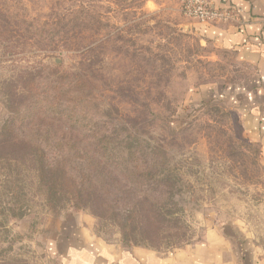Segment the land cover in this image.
I'll use <instances>...</instances> for the list:
<instances>
[{
  "label": "rangeland",
  "instance_id": "374dc122",
  "mask_svg": "<svg viewBox=\"0 0 264 264\" xmlns=\"http://www.w3.org/2000/svg\"><path fill=\"white\" fill-rule=\"evenodd\" d=\"M56 68L91 81L101 115L144 137L159 157L169 192L156 195L169 213L137 226L127 242L115 218L66 196L53 208L28 184L21 200L30 209L0 226V264H64L84 232L163 254L218 229L264 255L261 146L237 104L250 70L187 26L179 0H0V128L5 92L30 72L55 79Z\"/></svg>",
  "mask_w": 264,
  "mask_h": 264
},
{
  "label": "trees",
  "instance_id": "16d2710c",
  "mask_svg": "<svg viewBox=\"0 0 264 264\" xmlns=\"http://www.w3.org/2000/svg\"><path fill=\"white\" fill-rule=\"evenodd\" d=\"M53 72L52 80L30 72L20 89L5 92L9 114L0 128V226L12 212L30 209L28 199L21 198L27 197L25 185L35 184L53 208L66 196L76 208L115 218L130 242L137 226L168 216L156 195L166 190L159 157L150 155L144 137L128 125L119 128L101 115L91 81L81 74L71 80L73 72L61 68Z\"/></svg>",
  "mask_w": 264,
  "mask_h": 264
},
{
  "label": "crops",
  "instance_id": "0c3cea01",
  "mask_svg": "<svg viewBox=\"0 0 264 264\" xmlns=\"http://www.w3.org/2000/svg\"><path fill=\"white\" fill-rule=\"evenodd\" d=\"M211 1L218 8L235 9L236 18L211 25L184 16L186 25L204 41L233 52L249 68L247 81L239 85L243 94L237 104L248 135L261 146L264 164V0ZM79 237L83 244L69 252L64 264H264L259 246L218 229L209 230L200 243L163 254L141 246L104 243L85 232Z\"/></svg>",
  "mask_w": 264,
  "mask_h": 264
},
{
  "label": "built area",
  "instance_id": "2783aa9c",
  "mask_svg": "<svg viewBox=\"0 0 264 264\" xmlns=\"http://www.w3.org/2000/svg\"><path fill=\"white\" fill-rule=\"evenodd\" d=\"M185 17L205 24L216 25L236 18L232 8H218L211 0H180Z\"/></svg>",
  "mask_w": 264,
  "mask_h": 264
}]
</instances>
